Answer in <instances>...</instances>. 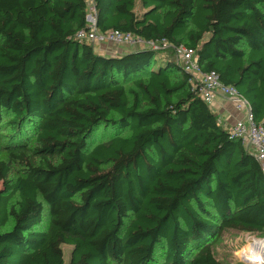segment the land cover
<instances>
[{
	"label": "trees",
	"instance_id": "trees-1",
	"mask_svg": "<svg viewBox=\"0 0 264 264\" xmlns=\"http://www.w3.org/2000/svg\"><path fill=\"white\" fill-rule=\"evenodd\" d=\"M93 2L100 32L195 49L264 125V0ZM87 12L0 0V264H225L223 230L264 238L259 162L173 48L96 53Z\"/></svg>",
	"mask_w": 264,
	"mask_h": 264
},
{
	"label": "built area",
	"instance_id": "built-area-1",
	"mask_svg": "<svg viewBox=\"0 0 264 264\" xmlns=\"http://www.w3.org/2000/svg\"><path fill=\"white\" fill-rule=\"evenodd\" d=\"M88 12L86 14L87 29L77 33V39L86 42H96L104 45L107 43L117 46H129L135 49L143 48L151 50H162L173 48L176 60L182 69L190 75V81L200 97L210 104L213 97L218 94L232 101L234 107L243 113L241 119L229 129V134L239 138L250 148L264 172V125L254 121L250 106L245 98L240 96L236 89L230 85H224L218 79L214 71L204 72L198 63L196 50L180 45L173 47L165 40H144L128 32L110 30L100 32L96 27L95 8L93 0H86Z\"/></svg>",
	"mask_w": 264,
	"mask_h": 264
},
{
	"label": "rangeland",
	"instance_id": "rangeland-1",
	"mask_svg": "<svg viewBox=\"0 0 264 264\" xmlns=\"http://www.w3.org/2000/svg\"><path fill=\"white\" fill-rule=\"evenodd\" d=\"M107 47H106V46ZM104 50H101L103 47ZM143 47V46H142ZM107 48V50H106ZM118 46L115 44L107 43L104 45L98 44L96 42H93V49L96 53L100 54H112L115 50H117ZM126 86H131L129 82L125 84ZM6 118H4V121ZM8 127L7 124L0 126V133L6 132V128ZM0 158H5V152L2 151L0 153ZM13 177V175H11ZM10 224H8L9 226ZM6 226L3 229L8 228ZM48 226V213L46 206H44V211L42 214L41 222L39 225H37L38 231H45ZM257 234L245 232V231H236V230H223L214 241V244L212 246L213 252L215 256L221 260L225 264H256V263H262L264 261L261 260H245L241 252L244 249L245 245L248 243L253 242L254 240H259ZM264 239V238H261ZM64 260L67 262L70 257L71 253V246L69 245H63L62 246ZM264 259V258H262ZM255 262V263H253Z\"/></svg>",
	"mask_w": 264,
	"mask_h": 264
},
{
	"label": "crops",
	"instance_id": "crops-1",
	"mask_svg": "<svg viewBox=\"0 0 264 264\" xmlns=\"http://www.w3.org/2000/svg\"><path fill=\"white\" fill-rule=\"evenodd\" d=\"M138 49H143V47L138 48ZM101 50H104V47ZM134 50H137V49L129 47V46H121V47L118 46L117 50H115L112 54L114 55L123 54V53L131 52ZM104 55H110V54L108 53ZM208 105L211 111L217 115L218 121L224 126V128H227L228 132L230 131L229 129L236 122V120L241 119L242 116L244 115L243 113H241L234 107L231 100H229L226 97H222L221 95H218V94H216L213 97L212 102Z\"/></svg>",
	"mask_w": 264,
	"mask_h": 264
},
{
	"label": "bare ground",
	"instance_id": "bare-ground-1",
	"mask_svg": "<svg viewBox=\"0 0 264 264\" xmlns=\"http://www.w3.org/2000/svg\"><path fill=\"white\" fill-rule=\"evenodd\" d=\"M241 255L245 260L258 259L264 261V259H262L264 258V239L254 240L253 242L245 245L244 249L241 252ZM256 264H261V263H256Z\"/></svg>",
	"mask_w": 264,
	"mask_h": 264
},
{
	"label": "water",
	"instance_id": "water-1",
	"mask_svg": "<svg viewBox=\"0 0 264 264\" xmlns=\"http://www.w3.org/2000/svg\"><path fill=\"white\" fill-rule=\"evenodd\" d=\"M112 55H114V54H112ZM261 264H264V263H261Z\"/></svg>",
	"mask_w": 264,
	"mask_h": 264
}]
</instances>
